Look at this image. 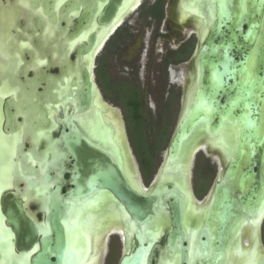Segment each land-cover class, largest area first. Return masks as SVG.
Wrapping results in <instances>:
<instances>
[{"label": "flooded vegetation", "instance_id": "flooded-vegetation-1", "mask_svg": "<svg viewBox=\"0 0 264 264\" xmlns=\"http://www.w3.org/2000/svg\"><path fill=\"white\" fill-rule=\"evenodd\" d=\"M213 37V51L222 54L229 38V53L236 60L247 56L237 72L241 82L256 79L257 68L264 74V0H0V238L13 235L12 248L0 249V264H32L41 252L57 264H237L244 248L254 260L258 251L256 264H264V187L257 195L256 174L242 176L252 165L264 180V146L250 163L244 145L231 176L228 168L239 155L237 118H220L223 109L208 114L199 103L218 85L207 64L215 59ZM125 57L133 60L119 64ZM89 60L100 90L92 109L70 113L71 105L65 112L63 72L79 73ZM114 68L132 76L116 79ZM113 85L121 96L105 90ZM176 106L167 154L149 181L128 121L138 117L144 132L164 137V144ZM260 118L264 135V102ZM178 131L184 142L172 158ZM163 144L152 147V171ZM112 155L126 184L154 195L146 221L128 209L122 181L112 189L95 179V159L110 169ZM241 181L252 189L246 202L239 199Z\"/></svg>", "mask_w": 264, "mask_h": 264}, {"label": "water", "instance_id": "water-1", "mask_svg": "<svg viewBox=\"0 0 264 264\" xmlns=\"http://www.w3.org/2000/svg\"><path fill=\"white\" fill-rule=\"evenodd\" d=\"M227 28V26H224ZM225 34V33H224ZM225 36V35H224ZM231 38L235 40V38L231 35ZM215 38H210V44L211 49L210 52L215 49ZM232 41L230 39L224 40V52L222 54H219V52H215V59L210 58L207 64L211 68H214L215 71V79L218 81L217 88L213 86L209 92H206L200 99L199 103L202 104V107H204L207 111V113L212 114L213 112H218L219 109L224 110V116L219 115L220 118H228L233 117L237 118V126L239 129V155L237 160H233L228 168L229 174L232 176L235 169L239 166L240 161L242 160V155L245 151L244 145L247 146L249 151V157H250V163H253L256 159L257 151L260 147L264 146V135H260L259 130L261 129L262 120L260 118L261 116V106L264 102V74L259 75V70L257 68L256 70V81L258 83L256 84V87L253 91L249 88L250 83L254 78H252L251 81L245 82L240 81L237 78V72L244 67V64L246 63L247 56L244 54V57L242 59H235L232 54L229 53V50L232 48ZM241 46V45H240ZM229 49V50H228ZM222 56V57H221ZM261 61L264 60V55L260 57ZM216 60V61H215ZM88 67L87 68H81V71L79 73L77 72H67L65 70L63 72V92H64V101L66 102V99H68V104H65V112H68V106L72 105V109L70 110V113H78V114H86V112L90 111L92 109V99L96 95L95 94V80L92 77L93 74H91V62L90 60L87 62ZM73 65H77V63L74 61L72 62ZM220 67L222 68L220 70ZM264 73V72H263ZM235 84V85H234ZM97 85V84H96ZM76 88V91L72 88ZM98 91L99 88L97 86ZM223 89V90H222ZM218 90H221L226 95L225 99L221 101L220 99V93ZM222 92V93H223ZM101 94V93H100ZM75 102H78L80 108H75ZM107 109H110L115 115H117L116 111L111 108V106H106ZM199 109H197L198 111ZM230 115V116H229ZM259 116L258 122H260V125H258L257 118ZM194 118V117H193ZM222 118V119H223ZM185 123L181 125V128H184ZM77 135V134H75ZM124 135V134H123ZM185 135L178 131L172 142L169 149L170 156L173 158L176 156V152H178L180 143L182 141V138ZM66 137V136H65ZM124 141L127 142L129 150L128 155L132 157L133 163V155L131 152V145L129 143V140L127 138V134L125 132L124 135ZM103 155V153H102ZM109 155V154H108ZM99 158L95 159L96 161V171H95V179L102 180L103 183L107 184L112 189L115 187L118 183H123V190L126 192V202L128 205V209L135 217H144V220L146 221L149 217L153 215L154 211V195L152 193H148L146 191L143 195L137 193L130 184H126L125 177L121 175V173L117 170L114 163H117L114 159L113 155L111 156V164L109 165L110 169H104L99 164ZM246 174H253L257 176V184L254 186L253 190H255L256 194H261V188L264 187V180H262V176L259 172H255L253 170V166L251 165L247 171H244L242 173V176ZM64 179V175L62 176ZM65 181V180H64ZM241 187V193L239 194V199L246 202L247 195L251 193V188L245 190L243 182L240 183ZM264 189V188H263ZM247 193V195H246ZM172 194V193H170ZM224 195L225 197H230V191L227 186H224ZM264 195L261 194V198H263ZM236 198H233V201H235ZM174 214H178L177 207L176 210H174ZM13 223L19 222L18 219L12 218ZM18 234V242L22 243L24 241L23 239V233L21 230L16 229ZM7 237L0 238V249H11L12 248V239L13 235L12 233L8 232L6 235ZM149 246H151L149 244ZM148 246V247H149ZM0 256L2 257V253L0 252ZM32 264H57V262H54L53 260L49 259L48 256L44 252L39 253L33 260Z\"/></svg>", "mask_w": 264, "mask_h": 264}, {"label": "rangeland", "instance_id": "rangeland-1", "mask_svg": "<svg viewBox=\"0 0 264 264\" xmlns=\"http://www.w3.org/2000/svg\"><path fill=\"white\" fill-rule=\"evenodd\" d=\"M131 60H133V58L132 57H128V58H121L120 59V62H119V64H125V62L126 61H131ZM257 63H259V60L257 59ZM113 72H114V75H113V77L114 78H119V76H126V77H131L132 76V74H129V72H128V70H125L124 68H122V69H118V68H114L113 69ZM140 75L142 76V79L144 78V70H142L141 71V73H140ZM104 77V75L103 74H101L100 75V78H101V80L103 81V82H105V77ZM140 81H142V80H140ZM251 81V80H250ZM258 83V81H256V79H253L252 80V82L250 83V86H249V88L251 89V91H253L254 89H255V87H256V84ZM106 91H108L109 93H110V91H113V92H111L112 94H115V95H120L121 96V89L119 88V87H117V86H111V88L109 87V88H107V89H105ZM102 96V95H101ZM107 96V95H106ZM107 99H108V101H109V103H112L113 105H112V107L114 108L115 106H117V108L118 107H121L119 104V102L117 101V100H115V99H113L111 96H107ZM125 102V101H124ZM150 105L152 106V107H154V109L156 108V104L155 103H150ZM118 110H119V108H118ZM176 112H177V106H176V109H175V111H174V116H173V119H172V122H171V128H170V133H169V135L166 137V140H165V142H164V144H163V141H164V137H161V136H156V137H149V135L148 134H146L145 132H144V130L142 129V127H140V128H138L137 127V124H136V122L134 121V120H129L128 121V131H129V136H130V139H131V142H132V145H133V147L135 148V150L137 151V152H139L141 155H144V156H147V157H152V154H151V152H152V147H154L153 145H161V144H163V148L161 149V151H160V153H159V155H158V159H157V163H156V166H155V168H154V170L152 171V172H150L149 174H148V176H147V178H148V180L149 181H151V179L155 176V174H156V172L159 170V168H160V166H161V162L163 161V159H164V157L166 156V154H167V146H168V144H169V142H170V140H171V137H172V130L174 129V126H175V123H176V118H175V116H176ZM130 116V115H129ZM258 119H259V116H258V118H257V122L256 123H258V125H260V122H258ZM221 127V123H220V125H219V127H218V129ZM142 129V130H141ZM218 129H215L213 126H212V132L213 133H215V131L216 130H218ZM232 129L233 128H231V132H233L232 131ZM193 130H195V128L193 129V126H191V127H189V131H188V133H185L186 135H190V134H192V132H193ZM229 138H230V136H229ZM228 144L231 146V147H233V145H232V140H229L228 139ZM133 158H134V156H133ZM134 160H135V158H134ZM237 169V168H236ZM235 169V170H236ZM234 175V174H233ZM232 175V176H233ZM244 178V177H243ZM147 182V181H146ZM148 183H146V185H147ZM148 186V185H147ZM144 260L147 262V259H145L144 258ZM146 264H148V262L146 263Z\"/></svg>", "mask_w": 264, "mask_h": 264}, {"label": "bare ground", "instance_id": "bare-ground-1", "mask_svg": "<svg viewBox=\"0 0 264 264\" xmlns=\"http://www.w3.org/2000/svg\"><path fill=\"white\" fill-rule=\"evenodd\" d=\"M197 6H199V5H197ZM199 7H200V6H199ZM121 18H122V17H121ZM210 25H211V24H210ZM204 27H205V26H204ZM208 27H209V26H208ZM206 28H207V27H206ZM251 49H252V48H251ZM254 52H255V51H254ZM253 54H254V53H253ZM91 64H92V62H91ZM94 88H95V93L98 94V90H97V86H96V84H95ZM192 89H193V88H192ZM190 91H191V90H190ZM188 95H189V94H188ZM188 102H189V101H188ZM189 105H190V104H189ZM184 114H185V113H184ZM184 117H185V116H184ZM204 123H205V122H204ZM205 124H206V123H205ZM226 124H227V123H226ZM226 124H225V125H226ZM233 125H234V124H233ZM205 126H206V125H205ZM231 126H232V125H231ZM197 127H198V126H197ZM233 127H234V126H233ZM230 128H231V127H230ZM234 128H236V126H235ZM197 129H198V128H197ZM224 129H225V128H224ZM221 130H222V129H221ZM218 131H219V130H218ZM232 131H233V130H232ZM225 133H226V132H225ZM207 134H208V133H207ZM221 134H222V133H221ZM229 135H230V134H229ZM231 135H233V133H232ZM191 136H192V135H191ZM201 136H202V135H201ZM203 137H204V135H203ZM237 137H238V135H237ZM188 138H189V137H188ZM201 138H202V137H200V139H201ZM233 138H234V137H233ZM197 139L199 140L198 137H197ZM212 139H213V138H212ZM214 140H215V139H214ZM234 140H235V139H234ZM209 141H210V139H209ZM209 141H208V142H209ZM224 141H225V140H224ZM183 142H184V141H183ZM183 142H182L181 144H183ZM214 142H215V141H214ZM232 142H233V141H232ZM185 143H186V142H185ZM234 143H235V142H234ZM195 144H196V143H195ZM212 144H213V143H212ZM214 144H215V143H214ZM214 144H213V145H214ZM237 144H238V140H237ZM219 145H220V144H219ZM219 145H218L217 147H219ZM232 145H233V144H232ZM235 145H236V144H235ZM194 146H195V145L193 144V147H194ZM221 147H222V146H221ZM183 149H184V148H183ZM183 149H182V150H183ZM191 149H192V147H191ZM182 150H181V151H182ZM222 150H223V149H222ZM224 152H225V151H224ZM189 153H190V152H189ZM189 153H188V154H189ZM225 153H226V152H225ZM190 155H191V154H190ZM247 156H248V155H247ZM247 156H246V157H247ZM186 157H188V156H186ZM188 158H189V157H188ZM226 158H227V157H226ZM229 158H230V157H229ZM234 158H235V157H234ZM186 159H187V158H186ZM242 159H243V158H242ZM244 159H247V158H244ZM179 160H181V159H179ZM230 160H231V159H230ZM227 161H228V159H227ZM127 162H128V161H127ZM170 162H171V161H170ZM178 162H179V161H178ZM166 163H167V162H166ZM171 163H172V162H171ZM171 163H170V164H171ZM184 163H185V162H184ZM263 163H264V162H263ZM175 164H176V163H175ZM178 164H179V163H178ZM178 164H177V165H178ZM185 164H186V163H185ZM187 165H188V164H187ZM182 166H183V168L185 167L184 165H182ZM163 171H164V170H163ZM240 172H241V170L239 171V174H240ZM172 173H173V172H172ZM172 173H171V174H172ZM180 173H181V172H180ZM180 173H178V175H180ZM168 174L170 175V173H168ZM168 174H167V175H168ZM176 175H177V174H176ZM160 176H161V175H160ZM160 176H159V177H160ZM174 176H175V175H174ZM182 176H183V175H182ZM236 176H237V175H236ZM165 177L168 178V176H165ZM175 177H176V176H175ZM177 177H178V176H177ZM177 177H176V179H177ZM156 178H157V177H156ZM180 178H181V177H180ZM178 179H179V178H178ZM234 179H235V178H234ZM250 179H251V178H250ZM169 181H170V179H169ZM178 181H179V180H178ZM237 181H238V180H237ZM249 181H250V180H249ZM164 182H165V181H164ZM176 182H177V180H176ZM179 182H180V181H179ZM182 182H183V181H182ZM172 183H173V182H172ZM174 183H175V182H174ZM248 184H249V183H248ZM157 185H158V184H157ZM183 185H184V184H183ZM249 186H250V185H249ZM163 187H164V186H163ZM183 188H184V187H183ZM163 189H164V188H163ZM185 189H186V188H185ZM161 191H162V190H161ZM262 191H263V190H262ZM192 206H193V205H192ZM194 207H195V205H194ZM191 208H192V207H191ZM202 211H203V210H202ZM202 211H201V212H202ZM159 214H161V213H159ZM188 214H189V213H188ZM191 214H192V213H191ZM162 215H165V213H164V214L162 213ZM114 216H115V215H114ZM165 216H166V215H165ZM257 217H258V216H257ZM261 217H262V216H261ZM144 224H145V223H144ZM160 224H161V223H160ZM245 225H246V224H245ZM246 227H247V225H246ZM258 228H259V227H258ZM258 228H257V229H258ZM149 229H150V228H149ZM257 229H256V230H257ZM241 230H242V228H241ZM250 230H251V229H250ZM255 232H256V231H255ZM145 233H146V232H145ZM152 233H153V231H152ZM253 234H255L254 231H253ZM253 234H252V235H253ZM248 235H249V234H248ZM152 236H153V235H152ZM257 236H258V235H257ZM257 236H256V237H257ZM147 237H148V236H147ZM253 237H254V236H253ZM254 238H255V237H254ZM254 238H253V240H254ZM257 238H258V237H257ZM249 239H250V236H249ZM251 240H252V239H251ZM253 240H252V241H253ZM252 241H251V242H252ZM257 241H258V240H257ZM151 245H152V244H151ZM241 245H242V244H241ZM257 245H258V244H257ZM241 247H242V246H241ZM150 248H151V247H150ZM252 248H253V247H252ZM252 248H250V249L252 250ZM257 248H258V246H257ZM256 250H257V249H256ZM257 252H258V251H256V258H255V260H254V255L251 253V251L249 250V248H246V249L244 248L243 250H241V255H240L239 259H238L239 262H238V260H237V262H238L237 264H247V263L256 264V263H257L256 261H257V259H258ZM262 255H263V254H262ZM230 256H233V255L231 254ZM233 257H235V256H233ZM260 257H261V256H260ZM146 258H147V257H146ZM231 258H232V257H231ZM233 260H234V259H233ZM235 261H236V260H235ZM144 262H146V261H144ZM235 263H236V262H235ZM235 263H234V264H235Z\"/></svg>", "mask_w": 264, "mask_h": 264}, {"label": "trees", "instance_id": "trees-1", "mask_svg": "<svg viewBox=\"0 0 264 264\" xmlns=\"http://www.w3.org/2000/svg\"><path fill=\"white\" fill-rule=\"evenodd\" d=\"M134 95H135V94H134ZM134 95H129L127 101H128V103H129L134 109H137V108L135 107V105H136V100H135V98L133 97ZM135 115H136V116H139L138 113H136V112H135ZM137 118H138V117H134V119H132V120H134V121L136 122V124H137V127L140 128V127L142 126V124H141L142 121H140V120L137 119ZM156 146L158 147V146H160V145H156ZM142 158H143V164H144L145 175H146V177H147L148 174H149L150 172H152V169H153V163H152L151 157H147V156L142 155Z\"/></svg>", "mask_w": 264, "mask_h": 264}]
</instances>
